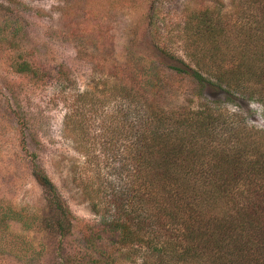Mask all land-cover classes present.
Segmentation results:
<instances>
[{
  "label": "trees",
  "instance_id": "obj_1",
  "mask_svg": "<svg viewBox=\"0 0 264 264\" xmlns=\"http://www.w3.org/2000/svg\"><path fill=\"white\" fill-rule=\"evenodd\" d=\"M232 8L234 20L215 6L186 19L177 39L193 67H173L221 98L173 105L163 81L121 77L94 81L67 105L64 137L83 158L72 184L114 237L95 247L98 264H264V125L230 107L257 104L264 123V0ZM33 176L43 222L67 237L66 200L38 163Z\"/></svg>",
  "mask_w": 264,
  "mask_h": 264
},
{
  "label": "rangeland",
  "instance_id": "obj_2",
  "mask_svg": "<svg viewBox=\"0 0 264 264\" xmlns=\"http://www.w3.org/2000/svg\"><path fill=\"white\" fill-rule=\"evenodd\" d=\"M237 0H0V264H98L95 247L114 240L72 184L82 156L64 137L63 118L94 81H163L173 105L197 104L220 91L173 67H193L177 35L194 12L215 6L236 19ZM30 71L19 73L23 65ZM146 69V72H144ZM148 74V75H147ZM251 124L261 109L246 102ZM38 163L66 200L74 229L46 227ZM13 211L14 218L5 213ZM16 217V218H15ZM94 238L95 244L87 245ZM136 264V263H120Z\"/></svg>",
  "mask_w": 264,
  "mask_h": 264
}]
</instances>
